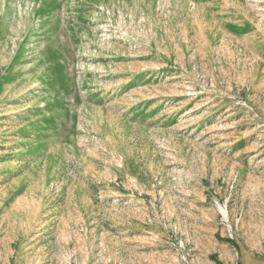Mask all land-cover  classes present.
<instances>
[{"label": "rangeland", "instance_id": "rangeland-1", "mask_svg": "<svg viewBox=\"0 0 264 264\" xmlns=\"http://www.w3.org/2000/svg\"><path fill=\"white\" fill-rule=\"evenodd\" d=\"M0 264H264V0H0Z\"/></svg>", "mask_w": 264, "mask_h": 264}]
</instances>
